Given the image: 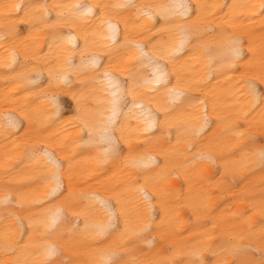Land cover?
Returning a JSON list of instances; mask_svg holds the SVG:
<instances>
[{
	"label": "bare ground",
	"instance_id": "6f19581e",
	"mask_svg": "<svg viewBox=\"0 0 264 264\" xmlns=\"http://www.w3.org/2000/svg\"><path fill=\"white\" fill-rule=\"evenodd\" d=\"M29 2L34 5L76 2L111 4L119 0H0V34L7 32L13 26V22L19 21L16 23L19 38L0 41V198L3 197L6 186L14 193L12 204L0 203V264H14L18 258L26 259L31 264L40 258V248L46 237L43 228H29V218L38 222L47 213L62 208L70 218L66 226L77 222L74 213L81 214L80 228L84 227V214L93 219H106L103 208L96 201L85 198L90 193H97L111 200L113 204L116 203V197L128 200L130 209L138 206L134 200L135 193L126 183L131 170L125 168L122 162L101 163L98 160L99 150L85 143L88 134L81 131L78 121L73 118L74 111L68 110L64 105V110L58 118L52 114L53 110L42 90L52 92L57 89L54 86L48 87L47 70H44L37 85L26 82V77L37 79L36 71H33L37 61L31 59V55L43 57L48 53L49 44L52 43L50 32L53 31L43 24L30 27L28 23L21 21V17L30 19L35 13L30 12L29 16L25 17L23 10L17 13L6 7L19 3L23 8V5ZM159 2L187 3L193 8L197 4L204 6L201 10L202 22L209 23L211 27L203 31L199 39H190L180 52L174 53L175 59L163 60L162 63L169 72V87L175 85L177 79L181 82L198 81L194 90L189 93L196 98L191 103L205 101L204 106L208 108L209 113L215 106L216 112L223 120L218 124L216 115H212V124L201 134L199 142L195 143L191 150H187L185 139L182 138L177 144L175 128L161 127L165 120L164 111L161 109L171 114L169 119L178 117L181 112L192 113L194 109L190 104H183L180 109L173 111L175 105L169 102L165 89L154 93L142 89L141 92L146 95L145 102L156 114V127L151 133H144L138 131L142 125H139L137 120H128L125 122V136L130 144L122 141V146L125 156L131 148L136 153L155 155L160 165H163L165 160L159 153L161 151L167 153L170 172L167 188L172 191V195L168 196L165 202L173 212L164 227L165 239L161 241L160 237H157V247L153 252H159L163 257H171L176 264H187L188 257L184 252L188 248L199 246L200 233L205 231L199 225L211 217H224L238 225V230L241 231L251 228L253 232H257L264 224V216L260 215L258 208L264 193V170H260L258 165L251 162L253 148L249 140L250 136H255L257 144L264 143V126L258 121H253L256 113L249 114L251 111L248 108L249 101L241 100L238 106L233 96L240 88L242 78L252 75L255 71L253 67L245 66L248 60L247 43L244 45V59L235 65L234 70L223 75L217 71L219 69L217 49L222 31L243 34L245 41L251 38L259 43L260 38L264 36V10L244 7L258 4L259 0H136L137 4ZM135 12L136 9L121 10L118 17L121 20L120 42H123L124 38V21L127 22L129 39L139 42L145 53L150 55L156 53L157 59L165 52L163 45L180 39L179 32L175 30L163 33L158 31L162 24L159 16L156 17L155 26L140 27L144 22L135 15ZM55 18L56 13L52 12L49 23ZM103 19L98 13V18H95V23L89 28L87 49L76 27L56 29L64 35V47L74 52L73 63H80L82 52L85 57L98 53L102 69L114 65L117 69L125 70L123 76H120L119 71L115 74L126 86L130 83L128 72L136 73L139 70L138 78L151 79L156 66L149 65L148 57L143 58L145 67L141 68L139 60L128 59L130 55L136 54L135 49L117 51L104 47L108 43L105 39L108 28L102 23ZM69 34L76 36L74 44H68ZM205 47L208 49L207 52L204 51ZM12 50H27L30 53L27 67H20L23 56H20L18 62L11 68L4 66L10 61ZM209 58L212 59L213 72L205 79V64ZM48 63L54 64L55 57L50 58ZM92 75L94 74H82L79 78L73 76L72 90L88 98L89 106L100 111L104 106H97L94 98H102L104 93L100 86L92 81ZM58 95L61 102L69 99L63 91H59ZM5 113H11L16 117L26 113L32 122L29 124L28 120L21 118L18 128L5 131L7 124L4 119ZM232 124H239L241 127L233 129ZM169 131L171 144L175 147L168 145L162 138L164 133ZM238 132H243L244 135L238 136L236 134ZM157 137L161 139H156ZM46 146L62 163L61 187L52 194L49 193L55 185L46 161L39 153L32 155L34 148L43 149ZM204 147L217 158L215 165L201 163L195 159V154ZM159 170L158 167H154L152 175ZM204 193L209 194L208 207L201 210L199 220L191 211L178 207V200L189 196L199 197ZM254 204L257 205L256 208L252 207ZM12 214L19 216L23 223L17 221ZM160 219L161 216L158 214L157 224L160 223ZM119 226L123 228V220L119 221ZM219 235L214 234L213 240L209 243L214 244ZM6 238L12 248H19L21 251L6 252ZM101 239L110 244L116 237ZM173 245L175 247L169 251ZM98 246L96 244L89 246L87 243L69 246L65 248L61 258L66 259L69 264H90L89 253L92 248ZM141 250L148 251L146 246H141ZM204 258L206 261L212 259L210 253H205Z\"/></svg>",
	"mask_w": 264,
	"mask_h": 264
},
{
	"label": "snow or ice",
	"instance_id": "6c2138e0",
	"mask_svg": "<svg viewBox=\"0 0 264 264\" xmlns=\"http://www.w3.org/2000/svg\"><path fill=\"white\" fill-rule=\"evenodd\" d=\"M11 11H24V16L28 17L29 13H35L30 19L21 17V21L28 23L30 27L36 24H43L46 28L52 29L50 32L52 43L49 44V51L43 57L31 55V59L37 61V65L33 66L36 71L37 79L33 80L26 77V82L31 85H37L43 76L44 70H47L49 76V88L53 86L57 91L48 92L47 89L42 90L45 98L53 110V115L57 118L67 105L68 110L74 111V119L78 121L81 131H86L88 140L85 142L89 146L97 148L98 160L101 163L122 162L124 167L130 169L129 177L126 183L129 189L135 193L134 200L137 202L135 209L129 208V201L116 197V203L100 196L97 193H90L85 198L96 201L106 213V219H93L89 215L84 214V227L79 226V216L77 222L66 226L70 220L66 216L62 208L47 213L44 218L38 222H34L29 218L28 226L30 229L43 228L46 237L45 243L40 248V258L34 260L31 264H69L66 259L61 257L65 248L82 243L99 245L92 248L89 253L91 259L90 264H176L171 257H163L159 252H153L157 247V237L160 240L165 239L164 227L170 220L173 210L166 204V198L172 195V191L167 188L170 177L168 169V155L161 151L159 154L164 156L165 163L160 165L155 155L148 153H136L129 150L127 156L124 155L123 143L130 141L125 136V122L130 119L137 120L142 127L138 131L151 133L156 127L157 117L155 112L146 103V95L141 90L148 93L159 92L161 89L166 90L169 102L175 105L173 111H177L183 104H190L194 112L185 114L180 113L178 117L169 119L171 115L164 111L165 120L162 128H175L176 141L180 143L181 139H185L187 150H191L195 143H198L201 134L212 124V115H216L217 123H221L223 118L216 112L215 106L209 113L205 105V101L201 100L198 104L191 102L196 98L189 93L194 90L198 81L177 82L169 87V72L162 63L163 60H173L176 57L174 53L180 52L190 39H199L200 35L211 25L202 22L201 10L203 5L197 4L194 8L187 3H145L137 4L136 0H119L117 3H71V4H37L27 3L13 4L10 6ZM252 10H264V0H259L258 4L246 5ZM136 9L135 15L144 23L140 27L155 26L156 17L159 16L162 24L158 30L160 33L179 32L180 39L176 42L166 43L163 45L165 52L157 59L156 53L149 54L143 51V46L136 41L130 40L128 37L127 22L124 21L125 27L123 31V42L119 41L121 30L119 24L121 20V10ZM56 13L54 21L49 23L51 13ZM98 13L103 16L102 23L107 25L108 33L105 39L108 43L105 48H113L117 51L135 49L136 54L130 55L128 59H137L140 61L141 68L145 67L143 58L148 57L149 65H155L151 79L138 78L139 70L136 73L128 72L130 83L127 86L117 76L116 71L120 72V76L125 74L124 69H117L114 65L101 68L98 53L85 57L81 53V61L74 64L72 56L74 52L64 47V35L56 31L60 27H76L79 34L85 41V49L89 42V28L98 18ZM115 18V19H114ZM5 33L0 34V41L15 40L19 38L16 29V23ZM227 23V21H225ZM231 26V25H230ZM76 36L69 34L67 36L68 44H74ZM247 43L248 60L246 67L251 66L255 69L254 73L246 78H242L241 86L237 89V93H233L236 103L239 106L241 100L249 101L248 108L251 112H255L253 121H258L264 126V36L257 43L249 38L245 41L243 34H235L223 32L217 49L219 53V69L220 74H226L234 70L235 65L244 59V45ZM207 52V47L204 48ZM23 56L20 67H27L30 59V53L27 50H12L10 61L5 63V67L11 68L13 64L18 62V58ZM55 57V63L49 65L50 58ZM206 71L204 78L207 79L213 72L212 59L205 64ZM82 74H94L91 79L100 86V90L104 93L102 98H94L97 106L103 105L102 110L97 111L89 106L88 98L78 95L72 90L73 79L75 76L79 78ZM59 91H63L68 100L61 102L58 95ZM7 102V100L5 101ZM179 102V103H177ZM127 109V111H124ZM258 109V111H257ZM21 118L28 120L31 124V118L26 113H21V117H16L11 113H5L4 119L7 122L5 131L16 129L20 126ZM247 123V120H246ZM233 129L240 128L239 124H232ZM243 136V132L236 133ZM168 145L171 144V132H165L163 137ZM156 139H161L157 137ZM250 145L253 148L251 162L258 165L260 170H264V143L257 144L256 137L250 136ZM39 153L46 161L50 176L54 182V187L50 193H55L60 187V175L62 163L50 151L48 146L43 149L32 150V155ZM195 159L201 163L215 165L217 158L207 149L201 148L195 154ZM154 167H158L159 172L152 175ZM227 167V165H225ZM71 164L69 163V172ZM135 177V178H133ZM187 179V177H185ZM71 182V176L69 175ZM141 181H143L141 183ZM71 187V183L69 184ZM209 194L204 193L199 197H186L178 200V207L187 209L192 212L197 219H200L201 210L208 207L207 200ZM14 193L7 188L4 189V195L0 198V203L10 205L13 203ZM23 207V205H20ZM256 208L257 205H252ZM261 216H264V193L258 205ZM161 216L160 223H156L157 215ZM15 216L20 223L19 216ZM236 216L235 213H233ZM241 216L243 213L240 214ZM123 220V228H120L119 221ZM155 225V226H154ZM209 225L211 227H209ZM205 231L200 233V244L197 247L188 248L184 254L188 257L187 264H264V224L261 225L257 232H253L251 228L246 230H238V225L225 219L224 217H211L204 224L199 225ZM219 233L214 244L209 241L213 240L214 234ZM116 239L106 244L104 239ZM141 246H146L148 251H142ZM175 245L169 249L172 251ZM5 251L16 252L21 251L19 248H12L8 239H5ZM205 253H210L212 259L206 261ZM175 255V252H173ZM14 264H29L26 259L18 258Z\"/></svg>",
	"mask_w": 264,
	"mask_h": 264
},
{
	"label": "rangeland",
	"instance_id": "374dc122",
	"mask_svg": "<svg viewBox=\"0 0 264 264\" xmlns=\"http://www.w3.org/2000/svg\"><path fill=\"white\" fill-rule=\"evenodd\" d=\"M65 107H67V105H65Z\"/></svg>",
	"mask_w": 264,
	"mask_h": 264
}]
</instances>
